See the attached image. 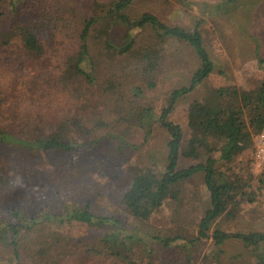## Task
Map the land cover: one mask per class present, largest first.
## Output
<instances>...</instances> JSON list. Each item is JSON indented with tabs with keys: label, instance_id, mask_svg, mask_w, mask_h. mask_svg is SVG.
Wrapping results in <instances>:
<instances>
[{
	"label": "rangeland",
	"instance_id": "374dc122",
	"mask_svg": "<svg viewBox=\"0 0 264 264\" xmlns=\"http://www.w3.org/2000/svg\"><path fill=\"white\" fill-rule=\"evenodd\" d=\"M111 1L98 0L101 5ZM226 1L136 0L123 11L132 27L133 22L147 12L170 27L192 31L198 26L213 71L193 88L191 78L200 60L188 43L179 39L157 41L154 39L155 30L151 27L129 29L125 23H119L111 28L110 39L114 45H124L130 36L134 39L133 47L144 52L152 46V41L154 53L161 57L157 87L146 89L144 94L133 97L130 89L137 79V75L134 76V61L127 55L120 56L107 50L103 45L101 29L98 30L100 34L91 32L87 45L96 60L99 83H122L126 97L120 107L115 109L124 116L111 111V107L117 105L114 102L115 94L109 91V95L106 93L101 102H98L102 99L101 95L93 94L99 98L97 101L94 97L90 99L89 111L93 114L100 111L108 113L103 119L106 125L97 127L96 133L89 135L88 142L78 152L39 154L29 158L27 170H22L19 167L22 163L19 155L16 156L13 150L0 147V213H7L10 207L19 205L42 209L60 206L61 203L79 207L90 204L93 211L116 215L126 231L140 240L132 252L128 253L129 260H123L103 248L100 240L102 231L85 224L74 222L43 231L44 236L51 240L50 247L54 245L52 249H57L51 252L71 249L69 254L72 260L69 264H185L186 251L179 249L176 253L174 248L163 249L156 241L152 242L151 238L156 235L187 239L196 236L198 222L209 207V192L203 182V174L172 186L171 193L147 220L130 216L121 200L135 176L151 170L156 173L165 170L169 134L160 121L179 126L183 141H187L190 134L187 110L191 101L202 100L220 87L234 85L242 90H252L259 85L264 66V0H239L231 5ZM53 2L29 0V4L36 8L38 3L43 6L37 8L34 15L32 10L28 11V15H22L18 10L17 20L11 13L12 8L7 7L6 17L0 19V37L7 40L9 30L16 21H26L41 13L45 22H48L42 29L41 37L52 39L46 43L49 48L47 56L41 59L26 54L16 42L0 47L2 113L14 117L18 124L20 120L33 118L37 113L45 115L52 112V109L54 111L62 104L58 99L52 104L41 102L38 100L40 94L35 91L32 96L26 94V87L32 81L50 74L54 66L58 65L62 59V48L74 42V39L69 38L66 28L62 29L63 22L60 20L65 17H62L56 6L51 7ZM46 7H50L48 11ZM56 34L57 39H54ZM55 48L57 52H54ZM179 87L188 90L175 100L169 113L161 117L162 110L167 108L170 92ZM126 98L135 100L136 105L152 108L156 122L148 137L145 138L143 131L133 121V114L124 111ZM253 146L255 148L254 138ZM252 156V149L247 150L228 169L248 175L249 183L256 192L255 201L229 208L212 224L207 239L197 245L186 246L191 257L189 264L211 262L212 236L216 230L233 234L264 232V163L258 168ZM189 164V160L181 158V166ZM225 168L220 167L223 170ZM53 237H57L56 242ZM143 242L149 245L145 246ZM177 244H184V241L177 240L173 245ZM222 249L225 252V264H256L252 247L230 241ZM259 249H264V246ZM91 250L93 253H86ZM176 255L183 259L177 262L174 260Z\"/></svg>",
	"mask_w": 264,
	"mask_h": 264
},
{
	"label": "trees",
	"instance_id": "16d2710c",
	"mask_svg": "<svg viewBox=\"0 0 264 264\" xmlns=\"http://www.w3.org/2000/svg\"><path fill=\"white\" fill-rule=\"evenodd\" d=\"M135 1L112 0L109 4L101 5L98 0H54L51 4V7L56 6L62 17H65L60 20L63 22L62 29L66 28L69 38L74 39V42L62 48V59L50 74L37 77L26 87V94L32 96L35 91L40 94L38 100L41 102L52 104L58 99L62 104L54 111L52 109V112L45 115L37 113L33 118L20 120L18 124L14 117L2 113L3 99L0 100V147L13 150L16 156L19 155L22 162L20 169L25 170L29 158L39 154H70L84 148L89 135L95 134L97 127L106 125L103 119L108 114L105 111L94 114L89 111L90 99L94 97L97 101L99 98L93 94L101 95L102 99L98 102L104 100L103 97L106 93L109 95V91L115 94L114 102L117 105L111 107V111L124 116L115 109L120 107L126 97L122 83H99L96 60L87 45L91 32L100 34L98 30L101 29L103 45L107 50L120 56L127 55L134 61V76L137 75V79L130 89L133 97L144 94L146 89L157 87L161 57L154 53L152 41V46L144 52L133 47L134 39L130 36L124 45H114L109 31L119 23H125L129 29L151 27L155 30L154 39L157 41L179 39L188 43L200 60L198 69L192 74V88L211 74L213 64L204 48L198 26L192 31L170 27L147 12L134 21L132 27L123 11ZM238 1L227 0L226 3L231 5ZM42 6V3L37 4V8ZM7 7L12 8L15 20L18 10L22 15H28L29 10H32L33 15L37 12L36 6L30 5L29 0H0V19L6 17ZM48 8L50 7H46L47 11ZM47 24L41 13L26 21H16L9 30V38L5 40L0 37V47L16 42L31 57L45 58L49 52L46 43L52 40L41 37L42 29ZM72 26L73 30L70 31ZM54 39H57V34ZM54 52H57L56 48ZM259 62L263 63L261 58ZM261 71L262 79L255 89L242 90L234 85L225 86L214 90L202 100L191 101L187 110L190 132L187 141H183L179 126L160 121L169 134L165 170L161 173L151 170L135 176L122 195V205L129 215L135 219L147 220L171 193L172 186L203 174V182L209 192V207L198 222L196 236L187 239L156 235L151 238L152 242L156 241L163 249L174 248L176 253L179 249L186 251L185 264H189L191 259L186 246H194L207 239L212 224L229 208H236L243 202H254L256 199V192L249 183L248 175L235 173L228 166L249 149L253 151L254 161L253 138L264 129V66ZM187 90L179 87L170 92L167 108L162 110L161 117L169 113L175 100ZM50 95L52 96L49 97ZM123 108L133 114V121L143 131L145 138L148 137L156 122L152 108L136 105L131 98H126ZM122 110L121 108L120 111ZM214 155L217 156L213 157ZM181 158L189 160L190 164L181 166ZM220 167L227 168L223 170ZM90 206L61 203L60 206L30 209L27 205H19L10 207L7 213H0V264H69L72 260L69 254L71 249L51 252L57 249H52L54 245L50 247L51 240L44 236L43 231H51L74 222L102 231L100 240L103 248L123 260H129L128 253L132 252L140 238L128 233L116 215L98 213ZM52 239L55 241L57 237ZM177 240L184 241V244L173 245ZM212 240L211 262L207 264H225L222 247L230 241L252 247L256 264H264V249H259L264 246V232L233 234L216 230ZM86 253L93 252L91 250ZM181 259L180 255L174 258L177 262Z\"/></svg>",
	"mask_w": 264,
	"mask_h": 264
},
{
	"label": "built area",
	"instance_id": "2783aa9c",
	"mask_svg": "<svg viewBox=\"0 0 264 264\" xmlns=\"http://www.w3.org/2000/svg\"><path fill=\"white\" fill-rule=\"evenodd\" d=\"M255 165L259 168L264 163V129L254 136Z\"/></svg>",
	"mask_w": 264,
	"mask_h": 264
}]
</instances>
